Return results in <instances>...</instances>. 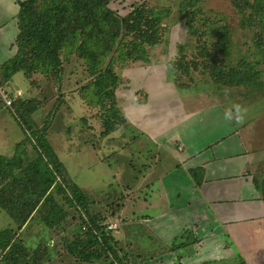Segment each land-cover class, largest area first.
Wrapping results in <instances>:
<instances>
[{
  "label": "rangeland",
  "instance_id": "rangeland-1",
  "mask_svg": "<svg viewBox=\"0 0 264 264\" xmlns=\"http://www.w3.org/2000/svg\"><path fill=\"white\" fill-rule=\"evenodd\" d=\"M182 1L115 0L112 2L111 8L122 12L120 14L122 16L140 4H144L149 9H166L168 11L162 23L164 29L162 44L149 48L150 62L145 65L150 66L144 67L145 70L130 68L129 74L133 72L132 77L135 78V82L142 80L147 82L148 91H150V80H154L156 85L151 86L150 94H152V101L157 102L158 111H166L165 105L170 102L168 98L170 97L172 100L174 95L177 96L176 89L178 88L182 94L188 97L186 103H189L190 106H202V102H208L209 99L222 101L227 107L229 101L237 102L247 109L243 126L258 125V133L264 140V64L257 65V70L263 71L260 77L261 86L255 88L251 86H220L211 77L210 64H204L210 59L208 57L205 59L199 51L206 40L205 46L209 49L208 52L212 55L213 61L234 64L241 58H245L254 62L255 57L252 58L254 50L252 29L242 26L241 16L230 0H198L199 4L194 8L200 7L203 10V16L217 18L215 25L227 32H224L226 34L224 39L219 37V41L223 42L222 46L225 47L224 51L215 48L210 43L218 41L220 32L213 31L208 35L202 32L199 37L189 35L185 15L181 11ZM187 9H189L188 6ZM217 14H221V18ZM12 22L13 20L10 19H2L0 21V33L3 30L9 32ZM201 23L202 21L196 24L198 28L202 30L210 28L209 24L208 27H204ZM5 43L7 42L0 40L1 56L9 54L10 47L13 53L17 52L15 44L9 45L7 50L4 49ZM180 46L185 47V50H180ZM71 52L72 50L65 51L63 55V69L60 78L42 74H35L26 78L23 73H17L2 86L13 101L18 94L20 96V98L18 97L20 100L17 99L19 103L26 102L35 107L31 116L33 123L39 127L46 124L47 138L66 167L68 176L87 194L92 202L91 215H97L102 224L116 223L115 214L121 206L123 194L126 191L118 173H121L125 168L136 169V172L142 173V183L147 170L149 171L153 167L151 171L161 176V173L167 172L166 170L170 168L171 161L161 150L151 146L146 141L142 139L135 141L133 138L137 136V133L129 129H124L121 134L126 139L124 151L130 153L131 156H121V152L120 155L110 153L108 146L111 142H113L111 144L113 149L115 148L113 147L114 143H118L117 139L114 140L111 137L116 136L118 138L120 133L116 135L118 131H115L111 135L101 137L105 119L102 116L103 110L89 107L84 102L80 103L81 98L77 89L89 82V76L86 72L85 62ZM192 60H195L197 64H193ZM107 63L108 60L103 65L106 66ZM174 63L182 64L183 68L177 70ZM114 64L113 70L121 78V83L115 90L118 99V95L123 94V90L134 91L133 88L129 87L130 76L129 81H126L125 78L128 71H124L125 67L120 66L119 61H115ZM186 64L189 66L188 68ZM177 83L181 84V87H178ZM226 92L228 95H225ZM112 101L111 99L108 104ZM15 106L7 107L0 95V156L13 158L17 154L18 147H20V150L24 152L20 151L19 153L22 156L26 155L27 161L34 160L37 157L36 150L33 143L27 141L31 134L20 118L19 111H23V107L16 108ZM204 109L202 106L201 110ZM208 114L209 112L206 115ZM139 144L144 147H142L141 157L133 155L141 149ZM154 157L159 161L156 165ZM128 163H132L133 166ZM158 187L159 185L156 184L154 187L142 188L139 191V197L149 196V202L157 203L159 207H165L167 204L163 200L164 194L160 192ZM57 200L65 209L66 216L61 221L59 228L56 229H48L40 219H36L29 226L26 225L17 231L16 221L0 208V232L14 231L17 233L15 239L19 246L21 245L19 256L15 260L17 263L13 264H111L113 259H106L104 254L103 259L99 262L84 263L78 258L77 252L74 254L69 252V249L74 246H78L79 249L83 248L80 241L86 240L92 224L80 208L67 204L64 196L59 195ZM157 212L159 211L157 210ZM150 213L156 212L151 211ZM119 229L118 224L116 230H109V232L116 238ZM228 242L231 241L228 240ZM116 248L121 257L126 255L123 240L120 241L119 246L116 245ZM35 250H40L45 254L40 261L33 255ZM23 251H27L29 256L22 257ZM5 258L3 255L0 264H5V262L3 263ZM160 261L163 262H160L161 264H165L164 259ZM136 263L134 259L128 260V264ZM224 263L232 264L228 261ZM141 264H151V262L144 260Z\"/></svg>",
  "mask_w": 264,
  "mask_h": 264
},
{
  "label": "trees",
  "instance_id": "trees-1",
  "mask_svg": "<svg viewBox=\"0 0 264 264\" xmlns=\"http://www.w3.org/2000/svg\"><path fill=\"white\" fill-rule=\"evenodd\" d=\"M114 1L17 0L20 7L17 17L19 33L15 42L17 52L0 66L1 84L8 83L17 73H23L26 78L35 74L60 78L63 55L65 51L72 50L71 53L85 62L89 76V82L77 89L80 103L103 110L105 119L101 137L113 134L127 122L116 98L115 90L121 78L113 70L114 62L119 61L123 67L137 62L148 64L149 48L162 44V23L168 13L166 9L153 10L140 4L122 16V12L111 8ZM230 1L241 16L242 26L250 27L254 33L252 58L254 56L255 61L245 58L234 64L213 61L205 46L206 40L199 48L200 55L210 59L204 64H210L211 77L216 84L255 88L262 85L260 77L263 71L257 70V65L264 64V0ZM197 4L198 0L182 1L181 11L185 15L189 35L199 37L202 32L208 35L218 31L221 33L218 41L210 44L224 51L219 37L224 39L226 31L215 25L217 18L203 16L200 7L194 8ZM187 6L189 9L186 10ZM217 16L221 18L222 15ZM200 21L202 26L208 27L209 24L210 28H198L196 24ZM180 50H185V47L180 46ZM106 60L108 63L105 66L103 63ZM174 66L177 70L183 68L180 63H174ZM186 67L189 66L186 64ZM177 86L181 87V84L177 83ZM18 97L17 94L12 105L23 107V111H19L20 118L31 134L27 141L33 143L37 157L27 161L26 155L19 153L22 151L20 147L13 158L0 156V208L16 221L17 231L36 219H40L48 229H56L66 216L65 209L57 200L62 195L67 204L80 208L92 224L86 240L80 241L83 248L74 246L69 252H77L84 263L99 262L104 254L106 259H113L111 264H128L129 256L119 255L116 248L119 242L110 234L108 224H102L97 215H91V200L68 176L66 167L47 138L46 124L39 127L33 123L31 116L35 107L26 102L19 103ZM111 99L113 101L108 104ZM201 171H191L196 181ZM254 184L264 200V173L255 177ZM16 236L17 233L12 230L0 232V260L4 255L5 264L17 263L15 260L21 245ZM22 253V257L29 256L27 251ZM33 253L39 261L45 255L40 250Z\"/></svg>",
  "mask_w": 264,
  "mask_h": 264
},
{
  "label": "crops",
  "instance_id": "crops-1",
  "mask_svg": "<svg viewBox=\"0 0 264 264\" xmlns=\"http://www.w3.org/2000/svg\"><path fill=\"white\" fill-rule=\"evenodd\" d=\"M19 9L17 0H0V21L13 20L10 31L0 33V40L7 42L6 50L15 44L19 33ZM15 54L10 47L9 54L0 55V66ZM148 66L137 62L125 67L126 81L130 76L129 87L134 92L125 89L118 95L127 122L117 130L118 138L111 137L118 140L115 148H111L113 142L108 147L112 155L121 152V156L130 157L121 134L129 129L137 133L135 141L142 139L161 150L171 163L161 176L151 167L142 183V173L136 169L118 173L126 191L115 214L120 226L116 240L119 245L124 241L126 255L136 264L144 260L161 264V259L165 264H264V200L254 184L255 177L264 172L259 126L225 121L227 107L217 99L202 102L204 110L190 106L188 97L178 89L177 96L168 98L166 111H158L150 94L154 80H150L148 91L147 82H135L133 72L129 74L130 68ZM139 145L141 149L133 154L137 157L143 152ZM158 162L155 158V165ZM197 169L203 171L196 181L191 171ZM156 184L164 194L165 207L149 202V196L139 197L142 188Z\"/></svg>",
  "mask_w": 264,
  "mask_h": 264
},
{
  "label": "clouds",
  "instance_id": "clouds-1",
  "mask_svg": "<svg viewBox=\"0 0 264 264\" xmlns=\"http://www.w3.org/2000/svg\"><path fill=\"white\" fill-rule=\"evenodd\" d=\"M225 95H228V93L226 92ZM246 112L247 109L243 105L234 101H229V106L224 109L223 119L227 122L243 124Z\"/></svg>",
  "mask_w": 264,
  "mask_h": 264
},
{
  "label": "built area",
  "instance_id": "built-area-1",
  "mask_svg": "<svg viewBox=\"0 0 264 264\" xmlns=\"http://www.w3.org/2000/svg\"><path fill=\"white\" fill-rule=\"evenodd\" d=\"M0 95L3 98L6 106L11 107L13 104V99L9 97V94H7L6 91L3 89L1 81H0ZM108 228L109 230H116L118 228V224L117 223L109 224Z\"/></svg>",
  "mask_w": 264,
  "mask_h": 264
}]
</instances>
